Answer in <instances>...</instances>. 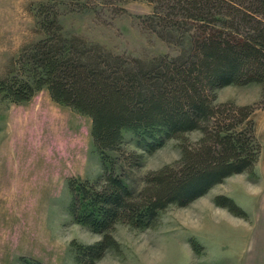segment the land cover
Masks as SVG:
<instances>
[{"label": "trees", "instance_id": "obj_1", "mask_svg": "<svg viewBox=\"0 0 264 264\" xmlns=\"http://www.w3.org/2000/svg\"><path fill=\"white\" fill-rule=\"evenodd\" d=\"M156 2L160 11L148 23L160 27V37L177 42L174 55L130 56L66 35L47 8L39 21L44 36L25 45L0 77V98L21 102L46 87L54 101L91 118L103 173L94 180L68 179V209L100 238L74 245L79 264H95L107 250L118 249L116 224L154 226L169 205L185 206L224 178L252 172L260 152L253 114L261 102H218L216 92L256 83L264 96V0ZM125 130L149 151L179 140L180 157L146 172L137 191L125 181V166H138L141 155L122 149ZM192 131L200 133L195 141L186 137ZM213 200L244 213L226 195ZM21 262L44 264L34 258Z\"/></svg>", "mask_w": 264, "mask_h": 264}, {"label": "rangeland", "instance_id": "obj_2", "mask_svg": "<svg viewBox=\"0 0 264 264\" xmlns=\"http://www.w3.org/2000/svg\"><path fill=\"white\" fill-rule=\"evenodd\" d=\"M157 5L156 0H0V77L13 68L25 45L44 36L39 21L47 8L57 14L66 35L130 56L174 55L177 42L160 37V27L148 23L160 11ZM216 95L218 102H261L253 114L260 143L253 171L224 178L185 206L169 205L154 226L116 224L118 249L107 250L95 264H264V96L256 83L227 85ZM40 107L50 108L59 124L41 116L36 121L40 134H34L36 123L27 125L24 115ZM199 136L198 131L186 135L190 141ZM121 147L141 155L138 166H125L133 191L142 187L146 172L180 157L179 140L167 139L149 151L128 130ZM102 173L88 115L54 101L46 87L21 102L0 98V264H22V258L79 264L74 245L92 243L100 235L73 220L67 181L94 180ZM219 194L244 213L216 205Z\"/></svg>", "mask_w": 264, "mask_h": 264}, {"label": "bare ground", "instance_id": "obj_3", "mask_svg": "<svg viewBox=\"0 0 264 264\" xmlns=\"http://www.w3.org/2000/svg\"><path fill=\"white\" fill-rule=\"evenodd\" d=\"M26 117V124L27 125H34V123H36L37 120H39V118L42 116L43 118H45V120H49V124L55 123V126L57 124H59V121H55V119L53 118L54 113L51 112V109L48 108H38V109H30L26 115H24ZM36 130L33 129L34 126L32 127V130L34 134H40V126L36 123ZM58 126V125H57Z\"/></svg>", "mask_w": 264, "mask_h": 264}]
</instances>
